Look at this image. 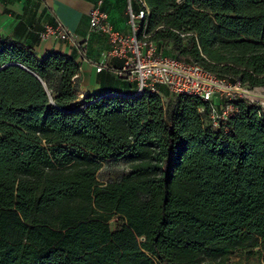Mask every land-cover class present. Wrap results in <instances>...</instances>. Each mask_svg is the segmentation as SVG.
<instances>
[{
  "label": "trees",
  "instance_id": "1",
  "mask_svg": "<svg viewBox=\"0 0 264 264\" xmlns=\"http://www.w3.org/2000/svg\"><path fill=\"white\" fill-rule=\"evenodd\" d=\"M145 1L169 58L264 87V0ZM79 74L73 56L0 38V264H229L264 242L260 106L239 98L214 129L209 103L163 86L79 101ZM108 159L130 172L101 183Z\"/></svg>",
  "mask_w": 264,
  "mask_h": 264
},
{
  "label": "crops",
  "instance_id": "2",
  "mask_svg": "<svg viewBox=\"0 0 264 264\" xmlns=\"http://www.w3.org/2000/svg\"><path fill=\"white\" fill-rule=\"evenodd\" d=\"M96 2L97 0H0V38L20 47L30 48L39 57L59 51L76 58L80 65L77 87L81 91V98H97L112 90L122 91L123 80L118 71L122 69L124 61L107 56L113 47L109 37L91 27L90 12ZM128 2L129 0H104L102 5L114 29L125 35L131 32ZM57 23L72 32L71 39L42 37L41 33L46 25ZM99 67H103V70L98 71Z\"/></svg>",
  "mask_w": 264,
  "mask_h": 264
},
{
  "label": "built area",
  "instance_id": "3",
  "mask_svg": "<svg viewBox=\"0 0 264 264\" xmlns=\"http://www.w3.org/2000/svg\"><path fill=\"white\" fill-rule=\"evenodd\" d=\"M103 3L104 0H97L90 12L91 27L109 37L113 47L107 56L124 61L118 75L122 80L136 83L138 93L145 89L156 92L158 86H163L172 95L200 98L209 103L208 120L214 129L226 127L231 117L238 113L233 101L239 97L251 104H257L264 111V95L258 98L220 88L214 84L226 83L199 65L186 64L161 55L155 56L158 46L151 40L153 33L148 30L150 8L145 0H129L127 13L131 32L127 35L114 29L108 13L102 9ZM135 3L138 9H135ZM41 34L44 38L54 36L60 40L71 39L73 36L72 32L60 23L46 25ZM101 70L103 67L98 68V71ZM250 90L260 92L259 88ZM200 112L205 114L206 108L201 107ZM225 129L229 131L227 127Z\"/></svg>",
  "mask_w": 264,
  "mask_h": 264
},
{
  "label": "rangeland",
  "instance_id": "4",
  "mask_svg": "<svg viewBox=\"0 0 264 264\" xmlns=\"http://www.w3.org/2000/svg\"><path fill=\"white\" fill-rule=\"evenodd\" d=\"M184 45L186 47H191L192 41L191 39H185ZM164 56V57H171L172 55H177V45L172 41H167L162 45L158 46V50L155 53V56ZM227 83H238L239 80H235L238 78L233 77H223ZM50 83L54 85V78L50 80ZM231 86L229 84H226ZM234 86V85H232ZM237 86H240L239 83ZM246 87H250L246 85ZM260 92L257 94L264 95V87L259 88ZM255 91V90H253ZM81 91H78L79 101H84L87 98H81L79 94ZM171 95V94H170ZM86 96V95H85ZM239 97V96H238ZM241 98V97H239ZM80 103V102H78ZM130 172V163L127 160H116V159H108L103 161L102 167L97 172L96 177L101 183H109L121 180L126 174ZM109 225L111 230L119 229L122 224L123 220L118 215H108ZM229 264H264V242H261L260 246L253 249V250H244L238 249L234 251L229 259Z\"/></svg>",
  "mask_w": 264,
  "mask_h": 264
},
{
  "label": "bare ground",
  "instance_id": "5",
  "mask_svg": "<svg viewBox=\"0 0 264 264\" xmlns=\"http://www.w3.org/2000/svg\"><path fill=\"white\" fill-rule=\"evenodd\" d=\"M214 85H216L220 88H223V89L238 91V92H241V93H244L246 95L253 96V97H258V98L263 97L262 94H260V95L257 94L258 93L257 91H253V90L241 87V86H228V85H221V84H217V83Z\"/></svg>",
  "mask_w": 264,
  "mask_h": 264
},
{
  "label": "water",
  "instance_id": "6",
  "mask_svg": "<svg viewBox=\"0 0 264 264\" xmlns=\"http://www.w3.org/2000/svg\"><path fill=\"white\" fill-rule=\"evenodd\" d=\"M44 83V82H43ZM44 85L46 86V84L44 83Z\"/></svg>",
  "mask_w": 264,
  "mask_h": 264
}]
</instances>
